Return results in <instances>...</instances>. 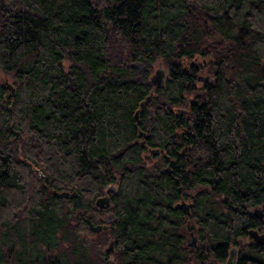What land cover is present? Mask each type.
Returning a JSON list of instances; mask_svg holds the SVG:
<instances>
[{"label":"trees","instance_id":"16d2710c","mask_svg":"<svg viewBox=\"0 0 264 264\" xmlns=\"http://www.w3.org/2000/svg\"><path fill=\"white\" fill-rule=\"evenodd\" d=\"M2 74L0 264H264V0H0Z\"/></svg>","mask_w":264,"mask_h":264},{"label":"rangeland","instance_id":"374dc122","mask_svg":"<svg viewBox=\"0 0 264 264\" xmlns=\"http://www.w3.org/2000/svg\"><path fill=\"white\" fill-rule=\"evenodd\" d=\"M205 61H206L205 59H202V60L200 59V63H201V64L204 63ZM202 65L206 67L207 63L202 64ZM65 66H67L66 62H65ZM159 68H161V69L163 70V72H164V77H163V78H164V79L167 78V77H168V73H167L168 70H167V67L161 62V60H158L157 62H155V63L152 65L151 70H150V75H149V77L155 75L156 70L159 69ZM142 70H143L142 65L137 66V69H136V74H137V76H140V75H141V73L143 72ZM200 76L209 77L208 72H207V68H205L204 70H202V71L200 72ZM0 82H1V83H9V84H12V78H11L10 76H7V75L2 74V75H0ZM15 138H16V136H15ZM20 138H22V137L19 136L18 139H20ZM16 139H17V138H16ZM113 189H114V186H109V187L107 188V190L104 191V194L102 195V197H105V198H107V199L109 200V194H110L111 192H113ZM188 203H189V201H187L185 204H188ZM94 205H95V204H94ZM79 210H82V209H79ZM254 213L260 215V219H263V221H264V205L261 206V207L256 208V211H254ZM101 218H102L103 220H107V219H108V222H110V221L112 220V215H111L110 212H103ZM108 222H107V223H108ZM189 224L191 225V224H193V222L190 221ZM257 231H258L259 234L264 233V223H263L262 228L257 229ZM93 234H96V233H94V232L88 230V229H87V225H86L85 228H84V233H83V235H85L86 237H88V239H92V238L94 237ZM192 237L195 238V241H194L193 245H191V243H192ZM252 239H253V238H252ZM110 240H111V238H110L109 235H108V238H107V240L105 241V244L102 245L101 248L99 249L100 253H102V252H106V251H107V249H108V247H109ZM186 242H187V245H188L189 247H191V248L194 247V246L198 243V241H197V235H196V233H195L194 230H189V234L187 235ZM246 242H247V239L245 238V239H243V240L240 242L239 245L232 246V248H234V264H235V262H236V258H237V256H238V254L240 253V250H241V248H242L241 245H244ZM90 243H91V242H89V244H90ZM91 244H92V243H91ZM111 248H112V247H111ZM112 249H113V248H112ZM112 251H113V250H112ZM108 253H109V252H108ZM228 253H229V252H228ZM227 259H228V258H227ZM109 260L112 261V264H116V261L114 260V257H113V255H112V252H111L110 256L107 257L106 264H109ZM225 263H226V262H225ZM225 263H224V264H225Z\"/></svg>","mask_w":264,"mask_h":264},{"label":"water","instance_id":"95a60500","mask_svg":"<svg viewBox=\"0 0 264 264\" xmlns=\"http://www.w3.org/2000/svg\"><path fill=\"white\" fill-rule=\"evenodd\" d=\"M142 67H144V65H142ZM162 76L164 77V72L162 70ZM162 77L161 81L159 83H157V85H160L163 83L164 81V78ZM7 88L9 90V96H13L14 93H13V88L10 84L7 85ZM16 134V138L18 139L19 138V134L14 132ZM56 195L58 197H61V198H75L76 199V203H77V207L80 208V209H83V208H86L89 206V202H83L82 199L80 198V196L78 194H76L75 192H72V193H69V192H65V191H62V192H57ZM95 206L100 208V209H107L109 207V200L105 197H99L98 199H96L95 201ZM181 205L183 206L184 210H185V214H188L189 211H188V208L189 206L185 203H181ZM256 211V210H255ZM86 224H87V229L94 232V233H98L103 229H107V225H101V224H94L90 217L88 216L86 219ZM249 235L257 242V243H262L264 242V233L262 234H259L257 230H250L249 231ZM195 241V238L192 237V243L191 245H193ZM112 243L110 242L109 243V247L107 249V251L111 254L112 252ZM109 264H112V261L109 260ZM225 264H234V248H231L229 250V253H228V259L226 260V263Z\"/></svg>","mask_w":264,"mask_h":264},{"label":"flooded vegetation","instance_id":"af4514ba","mask_svg":"<svg viewBox=\"0 0 264 264\" xmlns=\"http://www.w3.org/2000/svg\"><path fill=\"white\" fill-rule=\"evenodd\" d=\"M143 69H144V67H142ZM143 71V70H142ZM162 69L161 68H159V69H157L156 70V73H155V75H153V76H151V77H149V81H151L152 82V84L155 86V85H157V83H159L160 81H161V79H162ZM84 203L85 202H89L90 204H89V206L87 207V209L86 208H83L82 210H79L80 208H78V210L81 212V213H83L84 215H85V219L89 216L90 217V219H91V213H90V208H91V202L90 201H83ZM104 222H101V223H95V225L96 224H101V225H107V222H108V219L107 220H103ZM107 227H108V225H107ZM103 229V228H102Z\"/></svg>","mask_w":264,"mask_h":264}]
</instances>
